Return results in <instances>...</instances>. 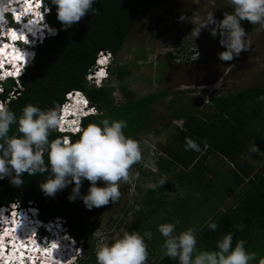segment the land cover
I'll return each instance as SVG.
<instances>
[{"label": "clouds", "instance_id": "9594fccd", "mask_svg": "<svg viewBox=\"0 0 264 264\" xmlns=\"http://www.w3.org/2000/svg\"><path fill=\"white\" fill-rule=\"evenodd\" d=\"M95 2L96 0H39L35 6L34 12L37 14L34 19L22 22L25 15L21 13L20 20L18 16L11 14L16 10L14 6L19 4V0H0V38L7 44L5 49L10 54V59H4V66L0 67V71H3L0 93L5 91L2 84L10 79H14L20 86L19 78L33 64L36 47L47 36L54 37L58 34V30L48 22L51 11L49 5L55 7V18L61 25L60 30H67L86 13H95ZM227 5L231 12H224L220 20L215 18L213 12H208L203 17L193 14L191 20L184 15L178 17L180 21H190L194 25L190 33L194 39L199 37L201 30H207L213 38L219 37V45L224 50L218 52L217 56L224 62L233 61L251 46L241 21L246 20L264 29V0H227ZM34 12L31 10L32 14ZM19 24L20 29H7V26L16 28ZM18 31L20 36L8 35L9 32ZM2 49L3 46H0V51ZM107 55L113 57L110 51H101L96 59V71L87 75L88 81L90 75L96 80L101 78L97 81L99 84L94 83L97 86L102 85L103 79L107 77L98 73L106 65L107 69L111 66L109 62L101 63L102 57ZM96 113V107L80 90L67 93L61 108L54 104L53 107L42 110L37 105L26 104L19 116L0 98V181L7 178L11 186L19 189L24 184L25 173L27 176L40 175L44 179L38 183V188L43 196L54 198L59 191L71 186L67 200L74 202L79 199L87 210L118 201L121 196L120 184L138 179V173L130 177V169L142 159L140 143L125 136L123 129L127 127V122L124 120L104 118L84 127V119ZM12 125H16L15 134L9 135ZM53 132H60L63 136L50 140ZM78 133L75 142L70 141L71 135ZM184 148L185 151L201 152L199 144L189 137H185ZM250 151L257 153L259 149L253 143ZM85 181L89 186L86 194H82L81 187ZM165 182L164 178H160L147 187L155 190ZM24 216L31 225L30 240L38 248L32 250L27 259L22 255L24 246L20 240L21 235L25 236L27 233L22 234V227L16 225V219ZM55 220L61 224L59 234L63 242L62 248L67 246L66 250H61L63 254H54V251H59L54 246L49 249L47 243L50 234L45 224ZM178 223L179 221L160 223L156 229L164 238L163 255L177 260L178 264H249L256 259V253L245 248L244 240H238L233 246L232 233L217 240L215 250H200L197 247V227L192 226L176 234ZM207 227L215 231L217 224L209 221ZM236 228L242 230L243 226L237 225ZM121 233L110 242H101L96 247V264H148L146 240L152 239V232L146 231L141 235L121 229ZM84 253L83 242L70 235L64 218L58 216L45 221L40 218L39 209L34 203L22 207L15 202L0 208V264H76ZM258 264H264V258Z\"/></svg>", "mask_w": 264, "mask_h": 264}, {"label": "trees", "instance_id": "16d2710c", "mask_svg": "<svg viewBox=\"0 0 264 264\" xmlns=\"http://www.w3.org/2000/svg\"><path fill=\"white\" fill-rule=\"evenodd\" d=\"M163 1L165 0H96L93 4L96 12L86 13L78 23L67 30H60L61 25L55 18V7L49 5L51 11L48 14V22L51 27L58 30V34L54 37L47 36L45 41L36 47L33 64L27 67L19 78L20 88L14 79L2 84L5 91L0 93V98L3 103L19 116L26 104L37 105L42 110L51 108L54 104L61 108L66 101L67 93L80 90L89 97L97 109L96 114L84 119V127L90 123H98L104 118L124 120L127 122V127L123 129L125 136L132 139L138 137L142 125L145 124L140 117L147 115L151 117V121L155 120L154 103L165 97L167 93L160 91L137 96L130 90L129 98L116 102L111 88L105 84L100 86L90 84L87 75L95 70L96 59L101 51H110L113 57H116L133 27L151 8ZM190 13L191 11H184L182 14H177L174 19L177 20L180 15ZM167 57L170 59L169 56ZM198 62H203V59L200 58ZM130 73L126 66L118 64L114 67L110 66L109 70V74L120 81ZM263 96L264 83L261 86L241 89L225 96L217 94L211 96L209 108H212V112L204 114L205 119L200 118L199 115L186 117L182 126L178 127L179 132L173 133V145L168 143L163 147L165 154L171 153L172 156L169 155V158L172 157L177 163L182 162L186 165L188 162L184 161L183 155L178 156L176 149L174 152L171 151L174 143L180 142V139L182 150L185 151L183 144L185 137L195 140L201 150L207 147L205 153H222L223 156L232 160L233 164L240 157L244 158L246 154H249L248 156L256 163L262 162L257 173L254 172L256 165L249 158H244V163L238 164V169L243 176V178L239 177L238 183L247 179L244 194L234 204L225 205L220 215L212 219V222L217 224L215 231L207 227L208 222L199 226L196 236L197 247L200 250H215L217 240L228 233L233 235V246L238 240H244L248 251L255 250L257 244H260L264 250V143L262 141L264 133L257 129L264 125L260 122L255 128L251 125L254 117H260L264 113V102L261 100ZM194 103L198 105L200 101ZM261 121L264 123V117ZM15 130L16 125L10 126L9 135L15 134ZM153 130L155 131V128ZM57 136H63V134L53 132L49 139H55ZM78 136L79 133L71 135L70 141L75 142ZM253 143L259 152L250 151ZM197 154L192 151L189 156L193 157ZM205 158L206 154L201 155L190 169ZM181 170L184 169L177 172L179 178L186 174ZM234 171L240 175L238 170L234 169ZM23 179L24 184L19 189L11 186L7 178L0 181V208L15 202L22 207H28L29 203H34L43 220H51L58 216L64 218L70 235L84 244L85 253L76 264H96L93 243L95 226L88 228L86 215L88 210L82 201L67 200L71 186L59 191L54 198H51L43 196L38 188V183L44 179L43 176H27L25 173ZM88 186V182L85 181L81 187L82 194H86ZM149 192H152V189ZM147 202L144 200V203ZM120 203L121 196L118 201L113 204L110 202L106 206L108 209H113ZM138 211L135 223H132L135 232L140 228V221H137ZM121 224L123 221L120 222ZM131 225H126L123 229L129 230ZM237 225H242L243 229L237 230ZM255 240L256 245H254ZM147 247L149 260L154 249ZM153 264H178V261L162 255Z\"/></svg>", "mask_w": 264, "mask_h": 264}, {"label": "rangeland", "instance_id": "374dc122", "mask_svg": "<svg viewBox=\"0 0 264 264\" xmlns=\"http://www.w3.org/2000/svg\"><path fill=\"white\" fill-rule=\"evenodd\" d=\"M184 11H191L190 14L184 15L189 20L193 18V14L203 17L208 12H213L215 18L220 20L223 13L231 12V9L227 5V0H165L151 8L133 27L116 57L108 55L102 57L103 64L109 62L112 67L117 64L124 65L131 71L120 81L109 74L110 68L107 69V65L101 70L103 75H107L103 79V84L114 91L116 102L129 98L130 90L137 96L160 91L167 93L154 103L155 120L151 121V117L147 115L140 117L145 124L134 140L140 143L142 159L130 169V177L138 173V179L120 184L121 203L113 209H108L105 205L86 212L88 228L95 226L93 243L96 249L101 242H110L113 237L121 235V229L135 221L139 206L137 221H140L141 229L139 228L137 232L141 235L146 231L152 232V239L146 240L147 246L154 249L148 264L155 263L163 255L164 238L156 230L158 224L179 221L176 225V234L192 226L199 229V226L220 215L225 205H228L225 199L234 186L232 184L234 177L229 173L218 172L211 175L201 171L202 180L193 174H190L192 177L183 176L179 179L170 175V170L180 169L172 157L169 158L171 160L169 162L165 158L172 156L170 152L163 153L164 145L170 141L169 137L179 132L178 127L182 126L186 117L199 115L205 119L204 114L212 112V108L208 109V106L211 107L209 103L211 96L229 95L264 83V29L246 20L241 21V26L248 33L247 38L251 46L233 61L224 62L217 56L218 52L224 50L219 45V37L213 38L207 30H201L199 37L194 39L190 36L194 25L190 21L174 19L177 14ZM167 46H198L202 49L200 58L203 62L182 65L173 63L164 54ZM92 76H89L88 82L99 84L97 81L101 78L96 80L91 78ZM201 100L202 104L194 103ZM261 100L264 102V96ZM197 112L199 114H196ZM263 117L264 113L260 117H254L252 127L255 128L258 122L264 125L261 121ZM257 129L264 133V127L259 126ZM262 135L264 143V134ZM180 142L174 143V147L171 148L172 152L174 149L177 150L178 156L187 154L182 150ZM248 155L246 154L245 158L253 161L259 169L262 162L256 163ZM157 157L159 162L156 160ZM222 158L226 157L221 153L220 164H227ZM235 165L233 164L237 167L236 163ZM186 166L184 164V170ZM160 178H164L166 182L160 188L149 192L150 188L147 185L157 182ZM216 178L223 183L218 189L221 191H215L217 195H212L213 190L209 186L203 185L201 188L200 181L205 180L209 185L214 184ZM98 186H101L100 182ZM245 187L241 189L242 192ZM144 200L148 202L144 203ZM121 221L123 224L120 225ZM132 225L127 231L135 232ZM256 243L255 240L254 245ZM252 252L256 253V259L249 264H258L259 260L264 258V250L257 244V248Z\"/></svg>", "mask_w": 264, "mask_h": 264}, {"label": "crops", "instance_id": "0c3cea01", "mask_svg": "<svg viewBox=\"0 0 264 264\" xmlns=\"http://www.w3.org/2000/svg\"><path fill=\"white\" fill-rule=\"evenodd\" d=\"M247 22V21H246ZM223 96V95H222ZM225 96V95H224ZM210 103V102H209ZM200 104H202V100H201V102H200ZM202 106H204V105H202ZM208 109H209V106H208ZM174 122H176V120H174ZM174 124V123H173ZM174 125H176V124H174ZM176 126H178V125H176ZM170 138V137H169ZM172 140V142H170ZM170 141L168 142V143H173V135L171 136V138H170ZM167 143V144H168ZM166 144V145H167ZM166 145H164V146H166ZM207 149V147H204V149H202L201 150V152L200 153H198L196 156H193V157H191V156H189V154L192 152V151H188L187 152V154H184L183 155V157H185V161L186 162H188V164H187V166H186V168H185V170H181V171H184V172H186V174L185 175H183L184 176V178H189V176H191L190 174H193V175H195V176H197L198 178H200L201 179V175H200V172L202 171L204 174H206V173H211V175L212 174H215V173H218V172H220V173H229V174H231L233 177H234V179H233V182H232V184H234V186H233V188H231L230 190H229V192H228V195L226 196V199H225V201L227 200V204H234L241 196H242V194H244V191L242 192V188H244L245 186L247 187V179H246V181H244V182H241L240 184L238 183L239 182V177H242L243 178V176H242V173L239 171V169H238V164H243L244 163V158H241L240 157V159H237L236 161L237 162H235L236 164H237V167H234L233 166V163L234 162H232V160H230V159H226V158H222V161H224V162H226L227 164H220L221 163V154H219V153H212V152H207V153H205V150ZM186 152V151H185ZM193 152H195V151H193ZM164 153V152H163ZM165 154V153H164ZM203 154H206V158H205V160H202V161H198L197 162V165L194 167V168H196V169H190L191 168V166H192V164H194L196 161H197V159L201 156V155H203ZM189 157V158H188ZM218 157H220V158H218ZM159 157H157V161L159 162V159H158ZM165 158H167V159H169V157L167 156V157H165ZM176 164H177V166H178V168L179 169H184V163L182 164V162H176ZM189 165V166H188ZM235 165V164H234ZM236 166V165H235ZM234 169H236V170H238L239 171V174L240 175H237L236 174V172L234 171ZM260 169V168H259ZM258 166L256 165V169H255V173H257L258 172ZM170 175H172V176H175L177 179H179V174L177 175V172H179L178 170L177 171H173V170H170ZM192 177V176H191ZM217 180H215V182H214V184H209V185H207V182H205V180L202 182V181H200V185H201V188H202V186L204 185V186H209V187H211L212 188V190H213V193H212V195H217L216 193L218 192V191H221V190H218V189H220V186L223 184H221L220 182H219V179L218 178H216ZM202 180V179H201ZM197 181V180H196ZM199 185V186H200ZM245 187V188H246ZM245 190V189H244ZM215 191H217V192H215ZM229 197V198H228ZM229 200V201H228ZM224 201V202H225Z\"/></svg>", "mask_w": 264, "mask_h": 264}, {"label": "built area", "instance_id": "2783aa9c", "mask_svg": "<svg viewBox=\"0 0 264 264\" xmlns=\"http://www.w3.org/2000/svg\"><path fill=\"white\" fill-rule=\"evenodd\" d=\"M164 54L169 56L173 63L178 65L191 64L197 62L201 55L202 49L198 46L190 47H166Z\"/></svg>", "mask_w": 264, "mask_h": 264}, {"label": "bare ground", "instance_id": "6f19581e", "mask_svg": "<svg viewBox=\"0 0 264 264\" xmlns=\"http://www.w3.org/2000/svg\"><path fill=\"white\" fill-rule=\"evenodd\" d=\"M23 8V5L22 6H20V7H18V9L20 10V9H22ZM19 10H17V11H19ZM5 30V29H4ZM20 34L21 33H19V31L17 32V33H15V32H9L8 33V35H13V36H20ZM0 46H3V49L0 51V59H10V54L6 51V49H5V46L7 47V44H5V43H3L2 42V39H0ZM101 61H104L103 59H101ZM102 66V65H101ZM35 243H33V245H34ZM54 254H56V253H59V252H56V251H54L53 252ZM22 255H24L23 253H22ZM19 259V258H18Z\"/></svg>", "mask_w": 264, "mask_h": 264}, {"label": "snow or ice", "instance_id": "6c2138e0", "mask_svg": "<svg viewBox=\"0 0 264 264\" xmlns=\"http://www.w3.org/2000/svg\"><path fill=\"white\" fill-rule=\"evenodd\" d=\"M101 63H103V61H101ZM98 75H103V73L101 72V73H98Z\"/></svg>", "mask_w": 264, "mask_h": 264}]
</instances>
